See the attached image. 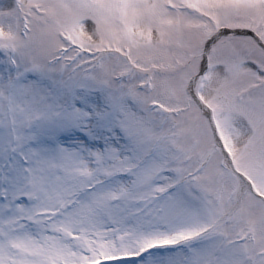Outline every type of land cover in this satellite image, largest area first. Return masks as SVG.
I'll return each instance as SVG.
<instances>
[{"label": "snow or ice", "instance_id": "6c2138e0", "mask_svg": "<svg viewBox=\"0 0 264 264\" xmlns=\"http://www.w3.org/2000/svg\"><path fill=\"white\" fill-rule=\"evenodd\" d=\"M0 264H264V0H0Z\"/></svg>", "mask_w": 264, "mask_h": 264}]
</instances>
